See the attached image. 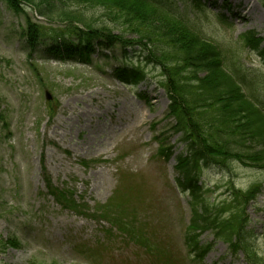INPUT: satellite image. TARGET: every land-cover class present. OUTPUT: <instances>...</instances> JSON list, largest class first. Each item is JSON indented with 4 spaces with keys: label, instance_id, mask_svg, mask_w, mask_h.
<instances>
[{
    "label": "rangeland",
    "instance_id": "374dc122",
    "mask_svg": "<svg viewBox=\"0 0 264 264\" xmlns=\"http://www.w3.org/2000/svg\"><path fill=\"white\" fill-rule=\"evenodd\" d=\"M200 1L201 8L188 4L189 17L221 50L226 63L264 73V61L242 41L249 31L264 36V10L259 3ZM177 6L182 8L181 3ZM81 12L112 29L100 9ZM220 14L226 22H219ZM24 27V17L13 14L0 0V264H157L114 229L109 237L100 231L107 225L97 224L92 214L101 213L99 207L112 200L121 221L132 218L139 224L152 212L144 229L147 240H156L157 229L156 236L171 250L172 242L176 253L162 252L159 259L166 264H194L186 258L183 245L190 211L188 197H179L175 191V160L163 164L154 159L162 143L175 154L182 151L178 136L169 131L163 91L151 79L135 89L120 85L112 75L121 61L119 50L108 58L95 52L88 64L77 58L53 59L42 49L29 56L21 36ZM112 31L122 34L119 29ZM128 53L132 63L143 62L141 54ZM147 71L158 74L157 69ZM49 109L54 110L53 117ZM47 177L52 187L84 206L76 210L81 215L61 209L47 194ZM229 179L245 190L261 184L264 174L251 169L203 175L211 189L225 186ZM142 188L145 191L138 193ZM261 191L255 204L248 206L247 216L264 248V181ZM206 197L213 202L215 196ZM151 201L156 205L152 209ZM200 239L210 242L211 236L204 234ZM7 241H13L15 248H2ZM91 246H97L93 254L105 247L113 254L99 262L102 254L92 257ZM225 250L223 244H216L200 264L214 263ZM220 264L246 262L238 254L236 260Z\"/></svg>",
    "mask_w": 264,
    "mask_h": 264
},
{
    "label": "trees",
    "instance_id": "16d2710c",
    "mask_svg": "<svg viewBox=\"0 0 264 264\" xmlns=\"http://www.w3.org/2000/svg\"><path fill=\"white\" fill-rule=\"evenodd\" d=\"M2 1L14 14L26 17L25 10L32 8L47 23L57 24L42 33L39 25L27 20L25 36L34 46L47 38L46 52L59 58L77 56L87 62L94 41L105 49L119 46L124 50L135 44L148 51L144 66L159 68L161 86L170 101L168 116L173 118L174 134L181 135L188 151L186 157L178 160V183L187 187L195 204L200 205L199 211L194 210L195 219L189 232L215 228L214 221L220 224L216 227L217 238L238 241L245 206L254 200L258 188L243 192L231 187L226 201L218 203L216 209L205 204L196 183L200 165L211 161L229 170L232 160L249 162L264 172V109L254 100L253 81L245 80L235 64L223 62L217 46L204 39L188 19L177 16L165 0ZM260 2L264 7V0ZM70 6L102 10L112 29H119L122 34L114 35L106 25H97V21L79 10L67 8ZM126 33L136 39L128 40ZM244 39L257 50L260 40L253 32ZM258 53L264 56V50ZM140 68L121 64L114 70V76L121 84L134 86L145 79V71ZM46 186L58 203L75 208L73 202L51 188L47 179ZM222 213L230 219L219 220ZM14 244L7 241L1 246L15 248Z\"/></svg>",
    "mask_w": 264,
    "mask_h": 264
}]
</instances>
